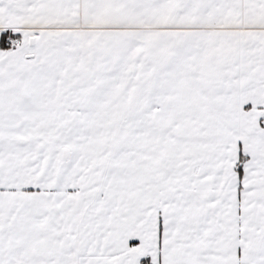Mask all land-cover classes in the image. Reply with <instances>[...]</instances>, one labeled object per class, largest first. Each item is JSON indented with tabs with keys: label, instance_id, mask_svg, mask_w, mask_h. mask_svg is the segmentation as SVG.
Instances as JSON below:
<instances>
[{
	"label": "snow or ice",
	"instance_id": "6c2138e0",
	"mask_svg": "<svg viewBox=\"0 0 264 264\" xmlns=\"http://www.w3.org/2000/svg\"><path fill=\"white\" fill-rule=\"evenodd\" d=\"M0 264H264V0H0Z\"/></svg>",
	"mask_w": 264,
	"mask_h": 264
}]
</instances>
